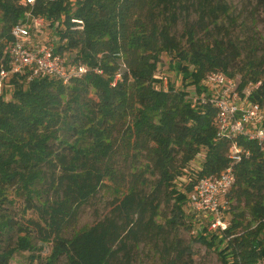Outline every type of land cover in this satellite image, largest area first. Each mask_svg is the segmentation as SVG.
Wrapping results in <instances>:
<instances>
[{
  "label": "trees",
  "instance_id": "trees-1",
  "mask_svg": "<svg viewBox=\"0 0 264 264\" xmlns=\"http://www.w3.org/2000/svg\"><path fill=\"white\" fill-rule=\"evenodd\" d=\"M19 2L0 0V58L22 13ZM40 11L57 18L69 15L70 6L50 0ZM191 13L205 32L231 16L217 0H80L73 14L85 26L62 29L61 49L75 51L88 73L70 85L11 81L12 100L0 98V264L20 252H30L28 264H135L146 250L160 264H196L194 242L217 252L222 264H259L264 156L241 137L236 143L249 154L231 162L232 140L217 137V108L202 82L213 72L240 77L242 88L261 81L251 99L264 106V63L238 70L233 43L199 40L193 29L184 46L174 30L180 20L190 23ZM163 54L185 89L157 77ZM203 153L199 170L189 172ZM230 166L236 182L227 196L229 228L206 227L185 245L183 233L195 227L189 195L200 179ZM11 188L24 198L19 216L5 207ZM102 191L109 196L107 215L69 235Z\"/></svg>",
  "mask_w": 264,
  "mask_h": 264
},
{
  "label": "built area",
  "instance_id": "built-area-1",
  "mask_svg": "<svg viewBox=\"0 0 264 264\" xmlns=\"http://www.w3.org/2000/svg\"><path fill=\"white\" fill-rule=\"evenodd\" d=\"M49 2L20 0L18 3L22 13L11 26L9 38L3 40L4 51L0 58V98L6 101L10 100L3 94L14 86L12 80L28 85L48 79L69 85L89 71L87 65L75 60V51L61 49L66 40L60 39L62 29L83 30L85 21L73 14L76 8L72 2L71 5L67 3L70 6L69 15L60 13L57 18L48 17L40 8H45ZM160 65L157 77L167 87L168 78L159 75ZM260 86L261 81L251 82L242 88L240 77H228L220 72L208 74L202 82L204 89H211L207 93L217 108V137L232 140L229 158L233 163L240 162L243 156L249 154L236 143V139L241 137L256 142L264 156V106L251 99ZM189 92L191 98L196 97V88ZM235 182L233 166L219 176L200 179L189 195V214L194 215L195 221L197 218L205 219L209 231H226L230 226L227 196ZM259 264H264V257Z\"/></svg>",
  "mask_w": 264,
  "mask_h": 264
},
{
  "label": "rangeland",
  "instance_id": "rangeland-1",
  "mask_svg": "<svg viewBox=\"0 0 264 264\" xmlns=\"http://www.w3.org/2000/svg\"><path fill=\"white\" fill-rule=\"evenodd\" d=\"M223 4H227L230 8V18H223L221 25L214 28L212 25H207L209 32L202 31L197 26L198 15L191 13L185 17L190 16V23H186L184 20H180L174 32L182 44L187 45L188 30L193 29L196 32L197 39L205 42H213L215 40H224L234 44L233 58L237 59L241 70L242 67H247L249 63H253L258 67L260 63H264V0H217ZM75 4V8L80 3V0H67L66 3L70 5ZM75 2V3H74ZM4 26V20L2 12H0V33ZM206 27V26H205ZM202 27L203 29L205 28ZM240 55V56H239ZM159 75L168 78V84L176 87L177 89H185L182 84V76L175 68V64L172 61L170 55L163 54L162 63L160 65ZM70 85V84H69ZM15 86H11L4 91L3 96L9 100H12ZM194 88H187V91H191ZM206 93L211 92V89H205ZM203 160L202 154L190 165L189 172L195 173L199 170L201 162ZM44 169H46L44 167ZM46 186V185H44ZM41 187V186H39ZM6 197L11 203H8L5 207L12 215H18V208L23 205L24 198L19 195L15 188H11L7 191ZM109 196L103 191L93 198L86 206L81 210L78 222L69 235L75 232L81 231L94 222L102 219L107 215ZM4 201H7L6 199ZM33 216L29 213L27 217ZM194 230L191 233H183L181 239L182 242L187 245L193 242L197 232H202L207 227L208 223L205 219L194 220ZM193 250L195 252L196 264H222L217 252L209 251L199 243H193ZM50 254V247L47 246L42 253L43 257ZM30 252H20L15 254L11 264H28ZM135 264H160L153 253L146 250L139 255V258Z\"/></svg>",
  "mask_w": 264,
  "mask_h": 264
},
{
  "label": "crops",
  "instance_id": "crops-1",
  "mask_svg": "<svg viewBox=\"0 0 264 264\" xmlns=\"http://www.w3.org/2000/svg\"><path fill=\"white\" fill-rule=\"evenodd\" d=\"M203 158H204V153L202 154Z\"/></svg>",
  "mask_w": 264,
  "mask_h": 264
}]
</instances>
